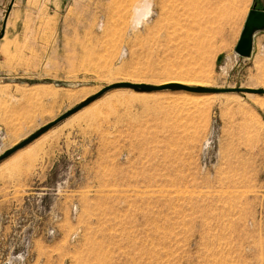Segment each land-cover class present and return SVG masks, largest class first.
Masks as SVG:
<instances>
[{
	"label": "rangeland",
	"instance_id": "obj_1",
	"mask_svg": "<svg viewBox=\"0 0 264 264\" xmlns=\"http://www.w3.org/2000/svg\"><path fill=\"white\" fill-rule=\"evenodd\" d=\"M140 1H11L0 156L113 84L264 90V52L235 53L259 0H151L134 28ZM255 98L106 92L0 162V264H264Z\"/></svg>",
	"mask_w": 264,
	"mask_h": 264
},
{
	"label": "water",
	"instance_id": "obj_2",
	"mask_svg": "<svg viewBox=\"0 0 264 264\" xmlns=\"http://www.w3.org/2000/svg\"><path fill=\"white\" fill-rule=\"evenodd\" d=\"M4 31V30H3ZM264 32V9H257L254 7L252 10L249 11L247 19L244 24V28L242 30L240 39L235 47V53L241 58H251L253 54V44H254V37L257 33ZM118 88H129L134 89L136 91L142 92H155V91H163V90H178V91H185L189 93L195 94H209V93H223V92H236V93H254V94H264L263 89H249V88H204V87H188L180 84H171V85H163V86H150L145 84H133V83H117L110 85L97 94L91 96L86 101L82 102L76 108L66 112L53 122L47 124L39 131L35 132L27 139L23 140L21 143L16 145L15 147L7 150L0 156V162L7 159L17 151L27 147L33 141L50 131L53 127L57 124L61 123L62 121L66 120L70 116L74 115L75 113L79 112L86 106L90 105L98 98H100L106 92L112 89Z\"/></svg>",
	"mask_w": 264,
	"mask_h": 264
},
{
	"label": "bare ground",
	"instance_id": "obj_3",
	"mask_svg": "<svg viewBox=\"0 0 264 264\" xmlns=\"http://www.w3.org/2000/svg\"><path fill=\"white\" fill-rule=\"evenodd\" d=\"M227 9V8H226ZM152 1L151 0H141L140 2L137 3V5L134 7V10H133V15H132V20H131V25L134 27V28H137L140 24H142L144 21L146 22V20H148L149 18H151L152 16ZM95 14V13H93ZM87 15V14H86ZM104 15V14H103ZM189 16V15H188ZM89 18V16H87ZM191 17V16H190ZM91 18V17H90ZM98 18V17H97ZM100 19V18H98ZM98 21V20H97ZM80 24V23H79ZM95 25V24H94ZM98 25V24H97ZM95 25V27L97 26ZM93 27V26H92ZM93 27V28H95ZM92 29V28H91ZM95 30V29H94ZM81 49L83 48L82 46H80ZM84 49V48H83ZM82 49V50H83ZM187 81V80H186ZM184 79H180V78H170V79H166L164 82H163V85H171V84H180V85H184V86H188V87H192L190 84H188L189 82L187 81L186 82ZM133 84H138V83H133ZM141 84V83H139ZM147 85V84H145ZM162 84H160V86H163ZM199 87H202V86H199ZM205 88V87H204ZM6 92L5 89H0V95L4 94ZM185 92V91H184ZM68 93V92H67ZM79 93V92H78ZM187 94H194L195 93H189V92H186ZM82 94V93H81ZM215 94H220V93H209V94H200L204 97H211V96H214ZM248 94H254V93H248ZM84 95V94H83ZM64 96V94H63ZM77 96V94H76ZM79 96V95H78ZM132 96V95H131ZM74 97L75 96H72V95H67V97H65V99H68L69 101H74ZM82 97V96H81ZM144 97V96H143ZM88 97H86L85 99H83V101L87 100ZM124 100L126 101H129L131 100L130 103H133L132 101H136V100H139L137 99L136 97H123ZM81 100V99H79ZM77 101V100H76ZM252 101V100H251ZM197 102V101H196ZM190 103V102H189ZM254 105H256L257 107H259L260 109L264 110V98H255V100L253 101ZM53 104H55V102H53ZM192 104V103H190ZM78 113V112H77ZM76 114V113H75ZM74 114V115H75ZM73 116V115H72ZM71 117V116H70ZM69 117V118H70ZM74 117V116H73ZM68 119V118H67ZM71 119V118H70ZM49 132V131H48ZM50 133V132H49ZM46 134V133H45ZM45 134L42 135L41 137H39L38 139H41L43 137H45ZM13 138V141L12 142H16L20 136L19 135H15V136H12ZM37 140V139H36ZM35 140V141H36ZM34 142V141H33ZM32 142V143H33ZM31 143V144H32ZM30 145V144H29ZM28 145V146H29ZM26 148V147H25Z\"/></svg>",
	"mask_w": 264,
	"mask_h": 264
},
{
	"label": "crops",
	"instance_id": "obj_4",
	"mask_svg": "<svg viewBox=\"0 0 264 264\" xmlns=\"http://www.w3.org/2000/svg\"><path fill=\"white\" fill-rule=\"evenodd\" d=\"M12 0H0V35L4 29V15L9 8ZM257 9H264V0H259V4L256 3ZM254 8V7H253ZM264 52V32H259L254 37L253 54L252 58L261 57ZM243 59V58H241Z\"/></svg>",
	"mask_w": 264,
	"mask_h": 264
}]
</instances>
